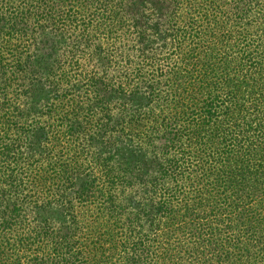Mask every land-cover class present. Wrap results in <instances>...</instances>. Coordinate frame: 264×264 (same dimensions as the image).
Returning <instances> with one entry per match:
<instances>
[{"label": "trees", "instance_id": "trees-1", "mask_svg": "<svg viewBox=\"0 0 264 264\" xmlns=\"http://www.w3.org/2000/svg\"><path fill=\"white\" fill-rule=\"evenodd\" d=\"M0 264H264V0H0Z\"/></svg>", "mask_w": 264, "mask_h": 264}]
</instances>
